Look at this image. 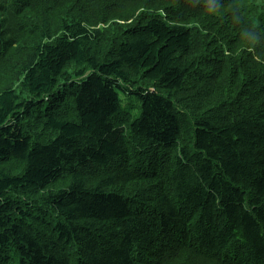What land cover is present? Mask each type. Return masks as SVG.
<instances>
[{
  "label": "trees",
  "instance_id": "16d2710c",
  "mask_svg": "<svg viewBox=\"0 0 264 264\" xmlns=\"http://www.w3.org/2000/svg\"><path fill=\"white\" fill-rule=\"evenodd\" d=\"M0 264H264V0H0Z\"/></svg>",
  "mask_w": 264,
  "mask_h": 264
},
{
  "label": "rangeland",
  "instance_id": "374dc122",
  "mask_svg": "<svg viewBox=\"0 0 264 264\" xmlns=\"http://www.w3.org/2000/svg\"><path fill=\"white\" fill-rule=\"evenodd\" d=\"M137 102H136V100L135 99H132L130 102L127 100V98H125V96H124V98H123V105H124V108L125 109H127V110H129V106H131V105H135V106H137ZM134 106V107H135ZM182 111V118L184 119V121L188 124V125H190V121H191V117H190V113H189V111H187V110H181Z\"/></svg>",
  "mask_w": 264,
  "mask_h": 264
}]
</instances>
